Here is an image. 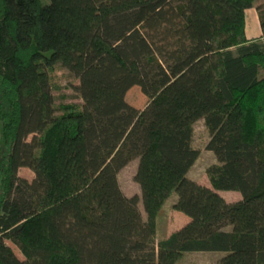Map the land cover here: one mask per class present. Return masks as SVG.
I'll list each match as a JSON object with an SVG mask.
<instances>
[{"label":"trees","instance_id":"1","mask_svg":"<svg viewBox=\"0 0 264 264\" xmlns=\"http://www.w3.org/2000/svg\"><path fill=\"white\" fill-rule=\"evenodd\" d=\"M251 8L260 35L248 39ZM58 69L78 81L80 103L54 96ZM134 86L142 110L125 100ZM199 120L216 160L210 188L187 178ZM144 154L153 215L175 194L189 219L157 241L117 181ZM206 252L264 264V3L0 0V264H176Z\"/></svg>","mask_w":264,"mask_h":264},{"label":"rangeland","instance_id":"2","mask_svg":"<svg viewBox=\"0 0 264 264\" xmlns=\"http://www.w3.org/2000/svg\"><path fill=\"white\" fill-rule=\"evenodd\" d=\"M43 4H47L48 0H41ZM258 4L264 3V0H257ZM257 16L256 10L252 8L249 14ZM256 14V15H255ZM256 27V26H255ZM247 20L246 36L251 37L256 32H259L258 25L255 28ZM53 83L56 86L54 96L65 95V102L80 103L75 87L78 85V81L64 70L58 69L53 75ZM125 100L128 105L132 106L136 110H142L146 104L147 99L141 93L139 87H132L125 95ZM31 140V136L27 138V141ZM209 141V135L205 129L203 120L195 122L193 125V136L191 145L198 150L199 156L191 169L187 173V178L201 186L209 187L206 176V169L216 162L215 156L212 152L206 149ZM153 157L152 167L154 168V153L151 152ZM17 175L28 181L34 178L33 172L25 167H21L17 170ZM117 181L120 190L127 197L138 196L140 198L139 209L142 216L143 224L154 235L155 240L163 239L168 233L173 232L181 228L182 218L187 219L185 215L173 210L172 205L176 202L177 196L173 194L163 206L165 210L162 217L153 215L151 208L149 207V196L152 187V169L151 158L149 155H142L137 157L124 168H122L117 176ZM154 181V173H153ZM219 195L227 202L233 203L238 201L241 196L234 191H219ZM182 216H180V215ZM5 244L13 251L14 255L23 260V256L20 251L10 242L5 241ZM221 252H206V253H184L176 264H216V262L223 257Z\"/></svg>","mask_w":264,"mask_h":264},{"label":"crops","instance_id":"3","mask_svg":"<svg viewBox=\"0 0 264 264\" xmlns=\"http://www.w3.org/2000/svg\"><path fill=\"white\" fill-rule=\"evenodd\" d=\"M252 11V8L251 9H248L246 12H245V17H246V20H245V33H246V28H247V20H249V22H250V24H252L254 27L256 26L257 27V25H258V28H259V24H258V18H257V16H254V14H249L250 12ZM256 15V14H255ZM255 27V28H256ZM260 35V30H259V32L257 33H255L254 35H252L251 37H247L248 39H252V38H256V37H258ZM218 194H219V191L217 192ZM241 199V198H240ZM239 199V200H240ZM180 215V214H179ZM181 216V215H180ZM182 217V216H181ZM189 221V219L187 218V219H184V218H182V225H181V227L182 226H184L187 222ZM177 230H179V227L177 228ZM176 231V230H175ZM174 232V231H173ZM172 232H170V233H168L167 234V236L168 235H170ZM166 236V237H167Z\"/></svg>","mask_w":264,"mask_h":264}]
</instances>
